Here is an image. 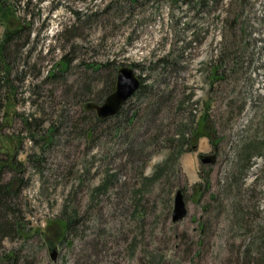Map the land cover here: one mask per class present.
Masks as SVG:
<instances>
[{
	"label": "rangeland",
	"instance_id": "374dc122",
	"mask_svg": "<svg viewBox=\"0 0 264 264\" xmlns=\"http://www.w3.org/2000/svg\"><path fill=\"white\" fill-rule=\"evenodd\" d=\"M7 5L0 39L18 16L28 25L10 43L14 104L3 100L0 122L7 109L13 118L0 128V161L8 147L27 182L13 217L24 233L1 237L0 253L14 252L15 264H257L258 246L264 254V0ZM123 64L135 67L142 85L116 115L99 119L85 104L105 99ZM208 103L220 140L185 143ZM24 116L36 117L42 132L55 128L48 144L29 136ZM251 141L259 150L245 166L241 148ZM199 153L215 160L202 162ZM13 175L4 168L5 180ZM178 189L188 213L175 222Z\"/></svg>",
	"mask_w": 264,
	"mask_h": 264
},
{
	"label": "trees",
	"instance_id": "16d2710c",
	"mask_svg": "<svg viewBox=\"0 0 264 264\" xmlns=\"http://www.w3.org/2000/svg\"><path fill=\"white\" fill-rule=\"evenodd\" d=\"M11 7L7 5V0H0V20L2 23H5V21L8 19L9 13L11 12ZM12 13H14L12 11ZM18 23L11 27H6L4 30L3 36L0 39V71H4V74L2 75V87L6 88V91L1 93L0 91V109L2 108V105L4 104L5 99L8 100V105L14 104V98L13 93L14 90L11 88V81L10 78V68H11V62L9 59L11 58V54L13 52V48L10 46L11 42H14L16 40H20L22 33L24 32L25 26L28 25L26 19H22L20 16ZM58 35V33H57ZM17 45V43H16ZM15 52V51H14ZM65 62V61H61ZM66 67H67V62ZM220 65H217L214 67L213 75L215 78L219 77V70ZM113 82V80H112ZM112 87H114L112 85ZM13 90V91H12ZM5 96V97H4ZM210 103L206 106L205 111L202 114V117L199 121H197L194 125H192V131L191 135L184 136L183 141L188 144L190 140H197L199 136L201 135H207L210 140L217 145L218 139H214L215 135V127L214 122L211 116V113L209 112ZM13 118V113H10V111L7 109L6 112H4V119L0 122V128L5 122H9ZM34 118V119H33ZM36 117H29L24 116L23 122L25 128L29 131L28 134L30 137L34 138L36 142L44 141L45 144H48L52 139V133L55 131L54 127L49 126L48 129H43L44 132L40 129V123L35 122L34 120ZM100 119V118H99ZM39 137V138H38ZM45 144H43V147H45ZM257 143L254 141H251L250 143H245L241 148V161L244 162L243 164L245 166L249 165V162L251 161V157L253 156L254 152L259 147V145H256ZM195 146V145H193ZM3 152L8 156V159H5L4 161H0V238L3 236H10L14 234L15 232L23 234L24 228L22 221L16 220L17 218H13L14 215H16L17 209L15 207L16 198L20 194V192L23 190V188L26 185V180L24 177H19L18 175L22 171L23 163L20 160L16 159L15 153H13L8 147L6 149L1 148ZM259 150V149H257ZM17 151V150H15ZM4 168H10L12 171L16 173V175L11 176L9 179H4ZM203 182L206 180H209V174L203 176ZM194 187L202 193V182H198L194 184ZM12 215V216H11ZM72 219V218H71ZM69 222L66 224L65 230L68 227ZM35 231H38L37 229H34ZM27 235L29 233H26ZM263 248V245H261ZM258 248H261L258 246ZM257 248V256L254 258V260L257 261V264H259V259L264 258L262 250L258 251ZM261 248V249H262ZM247 251H244V253ZM261 256V257H260ZM17 256L14 252H8V253H0V264H15L17 263Z\"/></svg>",
	"mask_w": 264,
	"mask_h": 264
},
{
	"label": "water",
	"instance_id": "95a60500",
	"mask_svg": "<svg viewBox=\"0 0 264 264\" xmlns=\"http://www.w3.org/2000/svg\"><path fill=\"white\" fill-rule=\"evenodd\" d=\"M142 80L136 73L135 68L128 64H123L117 72L115 88L110 92L102 102L88 101L85 104L87 109H94L101 119H106L116 115L124 102L131 97L141 86ZM203 162H213L214 154H200ZM188 213L184 192L178 189L173 209V221L184 218Z\"/></svg>",
	"mask_w": 264,
	"mask_h": 264
}]
</instances>
